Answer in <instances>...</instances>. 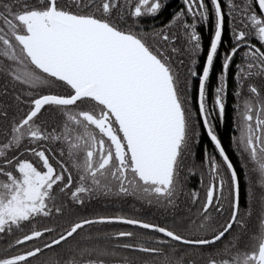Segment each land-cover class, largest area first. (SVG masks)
<instances>
[{
	"label": "snow or ice",
	"instance_id": "obj_1",
	"mask_svg": "<svg viewBox=\"0 0 264 264\" xmlns=\"http://www.w3.org/2000/svg\"><path fill=\"white\" fill-rule=\"evenodd\" d=\"M182 2L157 29L141 21L158 15L162 0H0V97L9 101L0 99V235L13 237L0 264H264V0H226L232 43L211 107L207 83L225 0H210L214 30L202 65L198 25L209 20V5ZM177 24L182 47L168 30ZM241 48L243 64L233 73L234 162L209 117L225 118L229 68ZM198 117L216 150L205 149L199 164L207 166L203 193L187 189L182 175L199 140ZM240 169L248 184L243 210ZM101 197H132L165 213V222L77 215ZM114 221L152 234H80ZM133 236V243L107 242ZM117 247L149 257L116 258Z\"/></svg>",
	"mask_w": 264,
	"mask_h": 264
},
{
	"label": "trees",
	"instance_id": "obj_2",
	"mask_svg": "<svg viewBox=\"0 0 264 264\" xmlns=\"http://www.w3.org/2000/svg\"><path fill=\"white\" fill-rule=\"evenodd\" d=\"M244 2H247V0H244ZM206 3H208V5H209L210 18L207 21V23H201L198 25V31H200V33H201L202 45H203L202 51L199 54L198 65H202L204 59L206 58V52H207V49H208L209 44H210V38H211L212 32L214 30V17L211 15L212 6L210 3V0H206ZM235 3L237 5H240L241 0H235ZM177 6H178V8H177ZM182 8H184V4H183L182 0H172L171 2H169L167 4V6L165 7V9L163 10V12L161 13V15L156 18V19L162 20V22L160 25H155V28L159 29L161 26L167 25L168 20L171 18V16L176 11H178ZM172 9H174V10L172 11ZM224 11H225L226 15H225V28H224V33L222 36V42L218 46L217 55L214 59L213 69L211 71L209 81L207 83V101H206V103L209 107H211L212 102H213L214 88L217 84V73L220 69V63H221L223 53L228 50V48L231 46V43H232V34H231V32H232V20L227 15L229 8L227 6L226 0L224 2ZM233 16H235L236 22H237V24H239L240 19H239L238 10L233 12ZM168 30L171 33H174L179 37V40H178V43L176 44V46L182 47V45L184 44V38H183L182 32H181V25L177 24L176 26H170ZM253 42H255V40H253ZM243 52H244L243 48L238 50V52L235 54V56L233 57L232 62L230 64L229 75H228V93H227V102H226L224 120L220 121L215 113H213L209 117L210 120H212L214 122L217 133L220 136L222 143L224 144V146L226 148V151H228L230 158L234 162L237 161L238 156L235 153V150H233L231 148L232 144L230 143L231 136L235 134L234 116L236 113L235 105L237 102L236 98H235V91H234L235 80H234L233 73L236 70V65L243 64ZM177 59H184L185 64L189 63L186 56H181V57H178ZM181 71L184 72L185 69L183 67H181ZM0 87H2V82H0ZM197 87H198V81L195 77H192V89H191L189 94L193 97V108L194 109L198 107L197 100H196ZM0 99H4L5 103L9 102L7 100V98L0 97ZM198 120H199V123H198L197 127H198V131H199V140L196 143V146L194 149V155L191 158L185 159V161H184V171L182 172V175L184 176V178L186 180L185 186L187 189H198L203 193L204 184H202V182H201V175L204 174V182L206 183L208 181L207 166H205V168L201 169L199 167V164H200V161L203 157L205 149H207L208 153H210V154L215 153L216 150L214 149L213 143L208 138V136L206 135V133L203 129L201 118L198 117ZM217 159H219L218 154H217ZM193 161L195 162V165H196L195 170L194 171H188V169L193 167ZM240 171H241L240 197H241V209L243 210L247 207L248 184L244 178L243 170L240 169ZM128 199H130V198L129 197L120 198L121 205L118 209V215L122 214V215L129 216L131 218L147 219L151 222H160V223L165 222L166 214L160 212L159 210H157L155 208H151L150 211L147 213L142 211V208L144 207V205H142V204L137 205V207H136L137 209L127 208L126 206H124L122 204V202L129 201ZM181 200H182L181 208L187 207L188 205L185 203V201L187 200V197L184 196L181 198ZM107 208L94 206V207H89L88 211L89 210H92V211L96 210L95 214H97V213L107 214V213H109L106 211ZM114 215H117V213H114ZM83 217L86 218L87 216H83ZM167 219H168V222L170 223L172 218H171V216H167ZM256 224H257V221L255 219V214H254L253 219L250 221V227L256 226ZM89 230H91L92 232H102V233H112V232H117V231H131V232L137 233V234L141 233V232H143L145 235H151L152 234L151 230H145L139 226H133V225H129L126 223H120V222H118V223H106L104 225L86 226L84 231L81 232L80 234L83 235L84 233H86ZM76 238H78V237H74V239H76ZM111 240L112 239L110 238L107 241L110 245H112ZM118 241H119V245L124 244V243H133V242H136V237L135 236H133L131 238L121 237V238H118ZM71 243L72 242L70 241L69 244H62L59 249H53L52 251L53 252L63 251L65 249H67ZM145 243H147V241H145ZM117 251H118L119 255L116 258L127 257V258L133 259L137 262L142 261L143 259L149 257L148 253H144V252H140V251L139 252L138 251H132V250L120 248V247L117 248ZM45 255L47 256L48 253H45Z\"/></svg>",
	"mask_w": 264,
	"mask_h": 264
},
{
	"label": "flooded vegetation",
	"instance_id": "obj_3",
	"mask_svg": "<svg viewBox=\"0 0 264 264\" xmlns=\"http://www.w3.org/2000/svg\"><path fill=\"white\" fill-rule=\"evenodd\" d=\"M171 1L172 0H162V3H163L164 6L162 7V10L159 12V14L155 15V16H151L150 15L146 19L142 20L141 23L147 25L148 27H155V25H160L162 20H159V19H156V18L161 15V13L163 12V10L167 6V4L169 2H171ZM177 8H178V6H177ZM173 10L174 9H172V11ZM234 130H235V134H237L235 128H234ZM231 148L234 150V146L233 145H231ZM129 198H130V199H128L129 201L122 202V204L124 206H126L127 208H129V209H137L136 208L137 205L142 204V205H144V207L142 208V211H144L146 213L150 211L151 208H149L147 205L135 201L132 197H129ZM120 205H121L120 198H116V197L103 198V197H101L99 199H93L92 201L86 203L84 206H82L80 209H78L77 215H79V216H82V215L83 216H89V215L95 214L96 210H93V211L89 210L88 211L89 207H94V206L106 207V208L108 207L106 211L109 212V213H107V214L114 215V213H117V215H118V209H119ZM38 223H40V224H42L44 226H49V223L46 220H39ZM109 223H118V222L114 221V222H109ZM112 233H115V232H112ZM112 233H108V234L111 236ZM11 239H13V237H11V236L3 237L2 235H0V252H3L6 249V245H7V243L11 242ZM45 239H47V237H45ZM111 239H112L111 242H112L113 246L119 245L118 238L112 237ZM25 247H26V245H25ZM117 248H116V252L118 253Z\"/></svg>",
	"mask_w": 264,
	"mask_h": 264
},
{
	"label": "water",
	"instance_id": "obj_4",
	"mask_svg": "<svg viewBox=\"0 0 264 264\" xmlns=\"http://www.w3.org/2000/svg\"><path fill=\"white\" fill-rule=\"evenodd\" d=\"M201 122H202V125H203V121H202V118H201ZM203 129H204V127H203ZM204 131H205V133H206V130L204 129ZM206 135H207V133H206ZM209 138V137H208ZM210 139V138H209ZM115 222H120V223H126V222H121V221H115ZM126 224H128V223H126ZM129 225H131V224H129ZM134 226V225H133Z\"/></svg>",
	"mask_w": 264,
	"mask_h": 264
}]
</instances>
